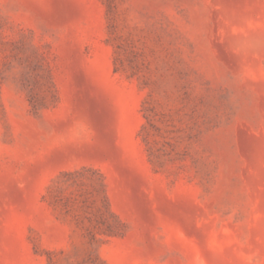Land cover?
Instances as JSON below:
<instances>
[{"label": "rangeland", "instance_id": "rangeland-1", "mask_svg": "<svg viewBox=\"0 0 264 264\" xmlns=\"http://www.w3.org/2000/svg\"><path fill=\"white\" fill-rule=\"evenodd\" d=\"M0 264H264V0H0Z\"/></svg>", "mask_w": 264, "mask_h": 264}]
</instances>
